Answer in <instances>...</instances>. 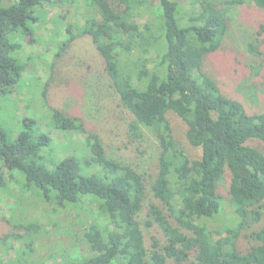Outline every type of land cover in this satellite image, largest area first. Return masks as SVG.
<instances>
[{"label":"trees","instance_id":"1","mask_svg":"<svg viewBox=\"0 0 264 264\" xmlns=\"http://www.w3.org/2000/svg\"><path fill=\"white\" fill-rule=\"evenodd\" d=\"M48 1L0 0V96L16 91L23 75L22 62L13 56L23 48L17 36L22 29L28 31V22L37 24V9ZM189 1L190 11L183 0H93L101 17L100 30L109 37L104 38L108 41L98 37L94 43L113 89L133 116L130 132L140 139L142 130L149 129L160 141L154 202L146 206L144 176L110 160L96 136H89V157L64 159L54 152L53 139L36 119H23L24 131L14 143L0 129V161L24 189L38 190L43 201L57 206L85 202L96 206L84 232L88 258L60 264H264V229L251 234L258 243L245 252L237 246L242 232L260 221L264 208V153L250 144L253 139L264 142V112L252 113L242 101L227 97L202 71L204 57L225 41L229 22L226 10L215 0ZM229 1L241 5L246 0ZM251 1L264 9V0ZM4 2L8 6L2 7ZM132 3L147 5L155 19L127 29L136 25ZM69 41L59 47L55 58ZM248 50L261 55L252 44ZM50 110L55 129L86 133L79 119ZM170 113L188 126V141L201 149L200 159L192 160L180 148ZM228 172L238 221L226 237H216L221 233L211 231L205 221L223 211L219 187ZM146 207L145 227L156 225L165 237L163 245L155 240L152 250L140 221ZM22 228L34 235L38 226Z\"/></svg>","mask_w":264,"mask_h":264},{"label":"rangeland","instance_id":"2","mask_svg":"<svg viewBox=\"0 0 264 264\" xmlns=\"http://www.w3.org/2000/svg\"><path fill=\"white\" fill-rule=\"evenodd\" d=\"M215 1L226 10L229 31L220 49L204 57L202 71L218 83L227 97L242 101L252 113L264 112V9L251 0L241 5H232L229 0ZM1 5L8 6L5 2ZM133 5L136 25L127 29L142 27L155 19L147 5ZM183 5L187 10L191 8L189 0H183ZM37 12V24L28 22V31L22 29L23 34L17 36L23 48L13 56L22 62L23 75L14 87L16 91L10 89L0 96V129L7 134L9 143H14L24 131L23 119H36L53 139L54 152L64 159L89 157V136H96L110 160L129 165L144 176L146 206L154 202L152 184L159 173L160 141L149 129L142 130L140 139L130 132L133 116L113 89L94 43L98 37L104 41L109 38L100 30L97 6L93 0H50ZM67 39L70 43L55 58ZM250 44L261 55L250 53ZM51 107L79 119L86 133L66 134L52 127ZM169 119L180 148L192 160L200 159L201 149L188 141V126L173 113ZM250 144L264 153V142L253 139ZM230 182L228 172L219 187L223 211L205 221L211 231L221 233L216 237H226L228 228H235L238 221L231 205ZM94 208L93 202L77 207L45 202L38 190L24 189L6 163L0 161V264H60L88 258L84 232L93 219ZM146 209L140 221L147 248L152 250L153 242L163 245L165 237L158 226L145 227ZM261 211L260 221L248 226L237 240L242 252L258 243L251 234L264 229V208ZM30 224L38 226L34 235L22 228Z\"/></svg>","mask_w":264,"mask_h":264}]
</instances>
